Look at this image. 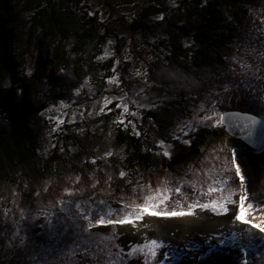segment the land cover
<instances>
[{
  "label": "rangeland",
  "instance_id": "rangeland-1",
  "mask_svg": "<svg viewBox=\"0 0 264 264\" xmlns=\"http://www.w3.org/2000/svg\"><path fill=\"white\" fill-rule=\"evenodd\" d=\"M1 1L3 17L23 29L33 0ZM180 1L69 0L81 9L98 10L102 16L123 15L127 22L141 15L146 6L154 5L167 9L156 11L154 16L167 14L172 23L181 18L174 11ZM237 12L243 13L241 18L221 14L220 27H229L232 37L226 58L212 70L196 72L187 66L178 76L163 75L159 39L166 35V23L145 15V20L155 25L151 26V32L132 33L124 22L116 24L125 34L121 42L117 40V45H110L105 52L113 57V78L99 83L91 76L78 77L71 69L63 71L53 65L37 78L35 47L27 49L18 79L6 73L1 76L0 90L16 85L19 92L17 83L28 81L27 99L45 106V113L38 117L41 157L48 158L53 152L61 154L64 139L69 142V150L65 154L68 165L57 170L59 175H52L41 164L40 170L37 169L38 163L36 172L25 173L15 164L0 167V264H205L220 253L227 254L229 261L223 262L217 256L219 261L213 264H264V233L261 242L252 245L245 240L243 230L239 233L209 230L206 234L187 228L190 226H186L183 218L188 216L145 215L132 224L95 225L100 216L121 219L133 213L147 196H159L164 189L168 190L165 194L169 199L161 207L187 210L189 203L208 202L221 195L207 193L214 179L229 181L238 204L241 189L231 163L233 152L245 176L250 197L247 202L264 201V150L254 153L244 146L245 151L240 154L226 131L225 136L208 137L198 155L174 169L139 177L115 163L121 162L122 157L113 149L111 125L116 118L136 119L130 113L142 106L164 104L171 109L169 113L162 110L159 115L164 136L161 134L162 143L156 142V146L164 153L191 143L202 130L221 129L223 123L217 124L215 116L203 120L206 114H211L213 105L219 116L227 109L241 108L264 118V0L245 4ZM120 44L127 50L126 54L121 50L125 56L117 51ZM126 57L129 62L124 60ZM106 98L112 103L105 107ZM117 103L127 104L129 114H123ZM108 111H112L110 119L103 116ZM186 140L189 142L185 143ZM80 146L84 151L81 157V150H77ZM242 155L244 161L238 159ZM177 187L181 189L179 193L175 191ZM228 207L227 214L196 208L190 217L200 219V225L208 221L206 226L210 222L230 223L235 221L234 206ZM83 214L93 217L91 229L86 230ZM262 217L264 211L254 208L248 219L259 224L264 222ZM153 239L163 244L156 257L149 255L145 247ZM85 248L87 255L83 254Z\"/></svg>",
  "mask_w": 264,
  "mask_h": 264
},
{
  "label": "trees",
  "instance_id": "trees-1",
  "mask_svg": "<svg viewBox=\"0 0 264 264\" xmlns=\"http://www.w3.org/2000/svg\"><path fill=\"white\" fill-rule=\"evenodd\" d=\"M254 1L181 0L174 8L175 14L181 18L172 23L166 17L167 14L162 13L163 19L154 16L153 13L158 10L167 11L154 5L146 6L141 15L133 16L127 22L123 15L102 16L98 10L90 12L81 9L69 0H33V8L28 15L29 23L19 29L1 14L4 8L0 0V78L6 73L13 79H18L26 51L32 47L37 50L34 74L37 78L44 75L46 72L43 71L50 65L63 71L71 69L78 77L91 76L99 83L108 77L113 78V57L106 56L105 52L110 45H117V40L125 34L116 24L124 22L128 32L132 33L145 30L151 32V26L155 25L149 24L145 15L150 16L153 21L166 23V35L159 39L162 45L159 48L160 58L165 70L163 75L178 76L184 73L187 66L196 72L212 70L226 58L232 37L229 27H220L221 14L228 13L237 19L243 14L237 11ZM157 16L160 17L159 14ZM121 46L122 44L117 51L125 56L127 50ZM124 60L129 62L130 58L126 57ZM159 70L161 71L160 68ZM17 84L20 87L19 92L16 91V85H8L0 90V119L3 121L0 125V167L15 164L25 173L36 172L38 163L37 169L45 166L52 175H59L57 170L68 165L65 154L69 150V142L64 139L61 154L53 152L48 158L41 157L38 152V117L45 113V106L27 99L30 88L28 81ZM162 110L164 113L171 111L164 104L142 106L132 111L136 113V119L129 120L131 123L125 121L121 125L116 123L119 119H114L111 125L113 149L122 157L121 162L115 163L125 172L140 177L149 172L167 171L183 166L198 155L200 147L208 137L226 135L224 126L221 129L202 130L191 143L180 145L166 156L156 146V142L162 143L161 137L164 136L159 119ZM111 112H105L104 118L110 119ZM230 138L239 147L240 154L245 151L242 143L232 136ZM79 142L82 146V142ZM81 146L77 149L81 150L80 157L84 152ZM238 159L244 161V155ZM217 256L223 262L229 261L227 254L220 253L205 264L219 261Z\"/></svg>",
  "mask_w": 264,
  "mask_h": 264
},
{
  "label": "snow or ice",
  "instance_id": "snow-or-ice-1",
  "mask_svg": "<svg viewBox=\"0 0 264 264\" xmlns=\"http://www.w3.org/2000/svg\"><path fill=\"white\" fill-rule=\"evenodd\" d=\"M89 15H92V13H89ZM158 19H163L162 16L158 17ZM139 75V73H137ZM110 83L113 81L110 80ZM123 100V97H121V101ZM112 101L105 99V107L109 104H111ZM117 108L123 109V114H129V107L125 103H117ZM203 111V109H201ZM104 111V108H101V112ZM132 116H135L136 113L132 112L130 113ZM214 116L217 118V124L222 121L224 118L222 116H219L218 113H215V105L212 106V112L211 114H206L203 117V120L208 121L212 120ZM252 124H255V118L252 119ZM62 123V121H60ZM116 123L123 125L125 123L124 119L121 118L116 121ZM128 123H131V121H128ZM190 127V126H189ZM187 135V133H185ZM185 143H188L189 141H184ZM108 155H111V153H108ZM164 155H169L168 152H165ZM231 163L235 166V175L239 178L240 184L239 187L241 189L239 193V200L238 204L234 201V196L236 195V192L234 189H232L229 185V181L226 179L221 178L218 182L214 179L213 184L210 185L207 189L208 194L217 193L219 192L221 195L218 198H210L208 202H199L196 201L194 203H189L187 205V210L184 208H167V207H161L162 205H165L166 201L169 199L168 195L165 193L168 191L167 189L162 190L161 194L159 196H152L149 195L146 197L145 201L142 204H139L136 206V209L133 213L125 215L121 219H105L103 216H100L98 219H95V225H124V224H132L136 219H142L145 215L150 216H165V217H184V216H191L194 213V210L196 208H200L203 210L211 209L212 212L218 213V214H227L229 212V205H233V216L236 221H239L243 224L250 225L254 229H258L259 232L264 233V222L262 223H253L252 220L248 219V216L252 214V210L258 209L261 211H264V201H255V202H247L250 200L248 191L245 187V176L241 173V168L239 164L236 163V156L235 152L232 154ZM120 175L123 177L124 173L121 172ZM77 181L79 180V177L76 178ZM95 185H93L94 187ZM177 193L181 191L179 187L175 189ZM72 193H68V195H71ZM247 202V203H246ZM23 218V217H21ZM83 219L87 222V229H91L93 225V217H90L88 214H83ZM262 221H264V217L261 218ZM18 235V233H17ZM148 250V254L152 257H156L157 250L159 248L163 247L162 243H158L157 240L153 239L150 242V245L145 246ZM135 251V250H134ZM84 255H87V249L85 248V251L83 253Z\"/></svg>",
  "mask_w": 264,
  "mask_h": 264
},
{
  "label": "water",
  "instance_id": "water-1",
  "mask_svg": "<svg viewBox=\"0 0 264 264\" xmlns=\"http://www.w3.org/2000/svg\"><path fill=\"white\" fill-rule=\"evenodd\" d=\"M225 131L254 153L264 150V118L251 111L227 109L222 112ZM255 118L256 123L252 124Z\"/></svg>",
  "mask_w": 264,
  "mask_h": 264
},
{
  "label": "bare ground",
  "instance_id": "bare-ground-1",
  "mask_svg": "<svg viewBox=\"0 0 264 264\" xmlns=\"http://www.w3.org/2000/svg\"><path fill=\"white\" fill-rule=\"evenodd\" d=\"M182 219V218H181ZM183 220L186 222V226H190L187 228H191L193 227V229H197L198 231H202L205 232L206 234L208 233L209 230H212L213 233H217V231L220 232H242L241 230H243L244 233V238L245 240L252 244V245H257L259 242H261L262 240V236L263 233L259 232L258 229H254L252 228L250 225L243 224L239 221H233V222H224L221 223L220 225L216 222V223H212L210 222V226H206L207 224H209L208 221H203L204 225H200L201 220L196 218V217H184ZM253 221V223H258L257 220L251 219ZM154 227H157L156 225H154ZM235 228V230L233 231V229Z\"/></svg>",
  "mask_w": 264,
  "mask_h": 264
}]
</instances>
